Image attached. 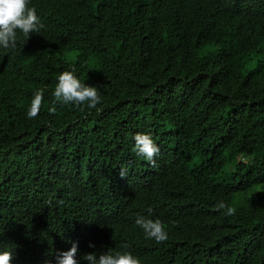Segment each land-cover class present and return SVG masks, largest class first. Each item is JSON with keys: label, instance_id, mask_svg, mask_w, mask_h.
I'll list each match as a JSON object with an SVG mask.
<instances>
[{"label": "trees", "instance_id": "1", "mask_svg": "<svg viewBox=\"0 0 264 264\" xmlns=\"http://www.w3.org/2000/svg\"><path fill=\"white\" fill-rule=\"evenodd\" d=\"M28 6L44 28L0 46V249L11 264H56L72 242L78 260L111 249L141 264H264V0ZM64 70L97 87L96 108L49 112ZM138 132L159 147L154 164L133 152ZM137 216L160 219L168 239H146Z\"/></svg>", "mask_w": 264, "mask_h": 264}, {"label": "clouds", "instance_id": "2", "mask_svg": "<svg viewBox=\"0 0 264 264\" xmlns=\"http://www.w3.org/2000/svg\"><path fill=\"white\" fill-rule=\"evenodd\" d=\"M29 0H0V46L5 50L14 51L17 47V33H22L25 41L30 34L39 33L44 25L37 15L36 8L29 7ZM53 96V106L49 108L50 113H55L56 103L62 105L74 104L76 106L87 105L88 108H96L101 102V95L95 86L82 83L74 70H64L57 77ZM43 89L33 93L30 107L27 111L29 118H35L43 106ZM135 141L133 152L138 157H143L151 163H155L154 157L160 149L148 133H136L133 136ZM122 177L126 176V169L120 170ZM217 211L223 209L226 215H234L235 207L228 206L223 200L216 203ZM151 212V209L148 210ZM135 224L141 228L146 239H154L157 243L168 239L165 225L160 219H150L146 216H137ZM94 248V244H89ZM79 252L78 243L72 242L71 248L61 251L56 256V264H80V261H87V264H141L138 257L129 251H115L109 249L106 253H86L77 259ZM13 253L11 248L0 249V264H11ZM44 264H51L45 260Z\"/></svg>", "mask_w": 264, "mask_h": 264}, {"label": "rangeland", "instance_id": "3", "mask_svg": "<svg viewBox=\"0 0 264 264\" xmlns=\"http://www.w3.org/2000/svg\"><path fill=\"white\" fill-rule=\"evenodd\" d=\"M76 52H69V53H65L64 54V59L67 60L68 62H74L76 60ZM256 63L257 61H252L246 64L245 66V72L244 73H248L249 71H252L255 67H256ZM92 64H90L88 66V69L90 70V73H92V75H95L97 72L92 68ZM257 191H264V184L260 185L257 187ZM235 200L238 202L239 200H241V195L239 194Z\"/></svg>", "mask_w": 264, "mask_h": 264}]
</instances>
